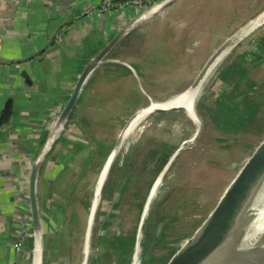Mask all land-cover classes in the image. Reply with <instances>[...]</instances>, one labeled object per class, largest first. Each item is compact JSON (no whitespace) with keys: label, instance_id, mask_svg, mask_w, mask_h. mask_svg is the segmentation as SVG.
<instances>
[{"label":"crops","instance_id":"0c3cea01","mask_svg":"<svg viewBox=\"0 0 264 264\" xmlns=\"http://www.w3.org/2000/svg\"><path fill=\"white\" fill-rule=\"evenodd\" d=\"M123 1L108 0L111 6L104 10L103 0H0V58L15 62L11 65L0 62V264H33L35 240L30 179L38 160L42 164L37 174L36 195L44 261L71 264L74 259L70 261V257L73 258L77 248L76 241L69 240L74 238L73 230L67 225L70 208L62 198L66 188L56 187V182L66 173H71L69 176L76 173L77 177V164L85 155L75 156L73 145L77 142L86 145L85 135H96V138L99 135L98 141L89 146L97 149L105 140L100 134L109 132V128L103 130V125L108 124L110 118L120 117L123 124L145 108L153 81V69L146 62L154 52L174 51L172 37L169 46L164 45L161 50L158 37L163 30L161 23L156 22L167 16L173 7L133 25L147 3L137 5L135 0ZM125 29L128 31L84 81L69 122L47 149L53 121L70 99L81 74ZM137 39H141L139 43ZM175 51L179 56L173 64L166 54L165 63L155 66L156 73L165 71L171 77L160 81V85L182 84L196 77L199 67L187 72L188 77L183 74L180 83L174 79L180 74L171 69L180 67L184 61L182 51ZM22 72L29 76V83ZM8 103L11 115L3 118ZM121 131L115 128L110 139L117 141ZM89 216L90 212L81 235L82 259ZM23 232L26 236L21 239ZM17 243H21L20 252L14 249ZM127 256L119 263L112 258L101 264H127ZM82 259L80 264H83Z\"/></svg>","mask_w":264,"mask_h":264},{"label":"rangeland","instance_id":"374dc122","mask_svg":"<svg viewBox=\"0 0 264 264\" xmlns=\"http://www.w3.org/2000/svg\"><path fill=\"white\" fill-rule=\"evenodd\" d=\"M163 1H146L147 6L136 19ZM172 7L174 9L167 16L156 22L158 25L161 23L163 30L158 37L161 50L164 45L169 46L172 37L175 39L173 50L182 51L183 63L171 69L173 73L180 74L178 78L174 77L180 83L179 78L183 74L188 77L187 72L199 67L195 75L197 77L218 50L240 35L263 13L264 0H178ZM138 40L141 39H137V43ZM152 47L156 48L154 44ZM166 51L154 52L150 61L146 62L153 69L146 106L150 100L158 101L178 95L196 79L194 77L172 86L160 85V81L170 80L171 77L165 71L156 73L155 66L165 63L166 54L172 64L176 56H179L176 51ZM240 59L245 64H241L243 70L238 71ZM227 71L231 72L228 74ZM199 101V134L196 133L195 123L182 109L152 114L143 124L145 129L137 142L134 141L128 148H131L128 155H133L130 160L133 167L126 169L128 166L125 168L123 164V172L116 173L121 170L118 169V161L115 163L109 177L113 175L112 178L117 180L110 182L106 198L100 199L92 226L91 246L93 242L97 244V240L101 242L100 239L104 237L110 240L106 245L101 242L100 247L93 245L92 258L95 254L98 256L90 264H101L106 256V261L114 258L119 263L123 254L114 248L119 245L118 238L134 242L132 252L127 256L130 258L127 264L133 262L137 238L140 247L137 253L139 264H172L208 222L232 182L264 141V23L237 42L207 80ZM245 108H250L254 113L245 126L236 129L233 123L226 126L223 124V113L238 115ZM130 119H126L120 129ZM109 143L115 144L116 139L113 138ZM182 147V151L171 161L161 192L139 231L144 205L153 183ZM156 148L158 151L152 154ZM110 153L103 151L97 154L95 165L87 171L80 187L74 192L67 189L68 183L65 184L67 190L62 191L66 207L70 208L69 220L79 222L78 229H72L74 238H69L76 241L77 248L74 249L76 251L71 264H80L82 259L81 235L85 230L96 181ZM125 153L127 151L122 149L119 158H123Z\"/></svg>","mask_w":264,"mask_h":264},{"label":"water","instance_id":"95a60500","mask_svg":"<svg viewBox=\"0 0 264 264\" xmlns=\"http://www.w3.org/2000/svg\"><path fill=\"white\" fill-rule=\"evenodd\" d=\"M177 1L178 0H164L162 3L158 4L160 5V8L155 14L160 13L166 8L172 6ZM263 13H261L259 16H261ZM143 16L144 15H142V17H140L137 21H142ZM263 23L264 20L261 24ZM127 31H128L127 29L123 30L85 68L84 72L81 74L76 84V87L70 99L64 106L62 112L56 119L51 129L47 149H49L56 142L61 131L64 129V126L69 118V115L78 101L81 88L86 78L94 70V68L97 67L103 61V59L109 53L111 48L115 45V43H117V41H119L122 38V36ZM228 44L229 42L225 44V46H223L220 50H218L216 54L213 55V57L207 62V64L204 66V68L200 71V73L194 80V82L188 88L196 87L199 84V82L203 80L208 68L211 66V64H213V62L219 56V54H221V52L225 50ZM0 62L7 65H11L15 63L13 61H5L1 58H0ZM21 75L29 83L30 81L29 76L25 72H22ZM141 110H143V108ZM141 110H139L138 112H140ZM175 110H181V108H174L171 110H156L154 114L168 113ZM138 112L134 116H132L131 119L128 121V123L124 126V128L122 129L119 135L118 140L116 141L114 147L112 148V151H114L117 148L122 133L125 131L128 124L137 116ZM10 115H11V105L10 103H8L6 108L4 109L2 117L4 118ZM199 131L200 128L197 132L198 134ZM182 148L178 149V151L174 154V156L167 163V165L171 164L173 158L182 151ZM41 164H42L41 160L35 162L30 179V207H31V222H32V231H33L32 235L35 240L33 264H35L36 253L38 254L39 264L44 263L41 217H40L37 195H36V180ZM263 189H264V141L256 149V151L253 153L251 158L244 165L238 176L232 182L227 192L225 193L220 205L214 211L208 222L203 226V228L199 231L196 237L188 244V246L173 261L172 264H201L203 260L209 258L214 251L219 250L222 247H225L226 245H229L231 243L240 240L242 236L247 232L249 223L253 218V216H249L251 206ZM94 200H95V193H94ZM92 208L90 213L91 216H89V221L86 228L84 257H83L84 259H82L83 264H86V262L88 264V260L90 259V253H91L90 235H92V226L95 219L94 216L92 221ZM142 223L143 222L141 221L139 231ZM137 244H138V238L136 245Z\"/></svg>","mask_w":264,"mask_h":264},{"label":"bare ground","instance_id":"6f19581e","mask_svg":"<svg viewBox=\"0 0 264 264\" xmlns=\"http://www.w3.org/2000/svg\"><path fill=\"white\" fill-rule=\"evenodd\" d=\"M159 8L160 5L153 7L143 16V20L155 14L159 10ZM263 20L264 13L253 20L246 29L242 30L240 35L232 38L225 50H223V52L219 54L213 64H211V66L208 68L203 80L199 82L196 87L188 88L178 95L163 100H150L148 106L138 112L137 116L128 124L127 128L122 133L117 148L110 153L101 169L95 189V200L92 208V221L94 216H97L95 212L100 204L102 192L110 178L109 175L111 174L112 168L117 161L119 168L123 166L125 158L128 156L129 150L131 149L128 148L131 147V144L134 141L137 142V138L144 132L145 127H143V124L145 123L147 118L152 114L154 115V112L156 110H171L174 108H181L195 123L196 131H198L201 122L197 113V102L199 101V98L204 91L207 80L214 72V70L221 64V62H223L227 58L235 44H237L240 39L242 40L243 37L253 31L256 27H258L263 22ZM138 23L139 22L137 21V23L134 25H138ZM192 140L193 138L190 140V142H192ZM122 149H125L127 153L123 155V158H119L118 155ZM169 168L170 164L166 165L153 183L144 205L143 218L141 220L142 222L146 219V217H148L147 214L150 212L154 201L159 196L161 188L163 186L165 174L169 170ZM249 216H253V218L249 223L247 232L242 236V238L234 243L222 247L219 250L214 251L210 255V257L203 260L201 264H264V189L253 202L249 212ZM138 247L139 244L136 245L133 262L131 264H139L137 260ZM35 264H39L37 253L35 256Z\"/></svg>","mask_w":264,"mask_h":264},{"label":"trees","instance_id":"16d2710c","mask_svg":"<svg viewBox=\"0 0 264 264\" xmlns=\"http://www.w3.org/2000/svg\"><path fill=\"white\" fill-rule=\"evenodd\" d=\"M123 2H126L123 1ZM241 60V59H240ZM245 64L244 60L239 63V70L238 71H241L243 70V65ZM243 64V65H241ZM234 67H237L234 65ZM231 71H227V73L229 74ZM226 73V72H225ZM239 105V104H238ZM236 107V106H235ZM255 108V107H254ZM252 110L250 108H245V110H243L240 114L238 115H235V114H232V115H227L226 113H223L222 115L225 116V119L223 120V124L226 126V125H229L230 123H233L235 124V127L236 129H239V128H242L243 126H245L249 121L250 119L254 116V113L252 114L251 112ZM120 121V122H119ZM234 121V122H233ZM104 126H107L106 128H109V132L108 133H101L100 135H102L105 140L104 142L97 148V149H91L89 146L92 142L94 141H98V137L99 135L97 136L96 138V135H91V136H88V135H85V142L87 141L88 143L86 145H83L82 143H74L73 145V149L72 151L74 152V155H85V157L77 164V168L79 169L77 171V177H76V173L73 174V176H69V174H65L63 177L59 178L58 181L56 182V187H60V188H64L65 187V184H69V187L67 189H70L72 190L73 192L75 191V189L77 187H80V183L82 182V178L85 177L87 171L89 169H91L94 165H95V162H94V158L97 156V154H99V152H103L104 153H107L108 151L111 152L112 151V148L114 146V144H110L109 142L113 139H110V136L112 133H113V130L115 128H121V126H123V124H121V118L120 117H117V118H110L109 119V123L108 124H104L103 125V128H105ZM105 128V129H106ZM121 130V129H120ZM106 131V130H104ZM100 138V137H99ZM152 154H155L157 151H158V148L156 149H153L152 150ZM151 152V151H150ZM133 155L132 156H127L125 158V168L128 169V168H132L133 166L130 165V160L132 159ZM150 158L152 156H149ZM76 158V157H75ZM74 159V158H73ZM153 162V161H152ZM132 164V163H131ZM119 170H121L120 172H116V173H122L123 172V168H118ZM73 171H75L73 169ZM118 175V174H117ZM113 175H111V177L109 178V181L107 182V185L104 187V190L102 192V198H106V195H107V192H108V189L107 187L109 186V183L111 181H114V180H117V178H112ZM66 177V178H65ZM115 186V185H114ZM66 188V187H65ZM78 220H73L72 221H68L67 222V225L69 226V228L71 229H76L77 227H79V222ZM78 229V228H77ZM100 240H102L101 242H103L102 245H106L105 243L110 240V238H101ZM106 240V241H105ZM118 242H119V245L118 246H114V248H117L118 251L122 252V256H126V255H130L131 252H132V245L134 242H132V240H128L127 238H118L117 239ZM115 241V240H114ZM100 241L97 243V246L100 247L102 246L100 243ZM98 255L95 254L92 258V253H90V259H89V264L93 261L92 259H94L95 257H97ZM107 258V256H106ZM74 259L72 258V255L70 257V261ZM130 259V258H129ZM106 260V259H105ZM43 264H47V261L45 259L44 263ZM59 264H63V263H59Z\"/></svg>","mask_w":264,"mask_h":264},{"label":"built area","instance_id":"2783aa9c","mask_svg":"<svg viewBox=\"0 0 264 264\" xmlns=\"http://www.w3.org/2000/svg\"><path fill=\"white\" fill-rule=\"evenodd\" d=\"M143 1H147V0H135V2H134V4H137V5H139V4H141ZM103 4H104V7H105V9L104 10H106L107 9V7H110L111 6V4L108 2V0H103ZM57 119V118H56ZM56 121V120H55ZM55 123V122H54ZM54 125V124H53ZM24 236H26V234L23 232V233H21L20 234V238L22 239ZM14 249H15V251L16 252H20V249H21V243H17V244H15L14 245ZM134 257V256H133ZM133 260V259H132Z\"/></svg>","mask_w":264,"mask_h":264}]
</instances>
